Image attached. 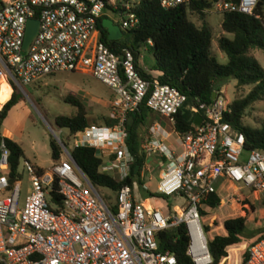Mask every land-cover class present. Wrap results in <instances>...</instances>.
<instances>
[{"label": "built area", "instance_id": "built-area-1", "mask_svg": "<svg viewBox=\"0 0 264 264\" xmlns=\"http://www.w3.org/2000/svg\"><path fill=\"white\" fill-rule=\"evenodd\" d=\"M188 0H158L164 8ZM257 0H218L216 11L252 13ZM128 0H0V84L21 89L42 75L58 71L88 72L114 91L110 101L112 124L91 123L70 133L72 146L92 147L100 157L99 169L117 180L133 171L135 156L126 144L127 115L145 101L154 112L169 117L184 106L186 95L177 87L144 77L131 49L114 53L100 38L97 21L105 10L122 16L120 28L138 22ZM28 18L38 20L26 50L22 49ZM109 18V17H108ZM114 22V21H113ZM152 44L151 39H147ZM219 89L211 102L197 101L190 127L173 130L178 146L166 141L159 124L148 127L139 151L144 161L138 178L148 170L145 157L167 160L154 193L181 195V214L136 200L132 184L117 190L118 208L111 210L82 170L72 162L70 149L59 138L60 158L49 169L38 170L27 159L30 192L19 204L20 177L10 182L6 173L9 150L0 135V262L2 264H177L174 253L159 246L160 229L184 223L188 241L185 253L194 264H211L207 240L199 222V208L222 177L234 186L241 182L264 190V151L251 148L241 159L244 134L224 120L229 101ZM6 98V99H7ZM1 108V105H0ZM201 115L199 124L193 122ZM1 125V119H0ZM135 172V173H136ZM134 173V174H135ZM54 181L62 197L60 206L49 201ZM142 189L148 190L143 182ZM152 198L155 195L151 196ZM239 194L234 200L238 201ZM229 251V250H228ZM243 264H264V237L248 246ZM228 255V254H227ZM240 264V263H239Z\"/></svg>", "mask_w": 264, "mask_h": 264}, {"label": "trees", "instance_id": "trees-1", "mask_svg": "<svg viewBox=\"0 0 264 264\" xmlns=\"http://www.w3.org/2000/svg\"><path fill=\"white\" fill-rule=\"evenodd\" d=\"M217 1L188 0L186 3L170 8L160 6L158 0L135 1L130 10L137 15L138 22L132 29H126L132 33L133 41L119 38L108 39L107 31L101 24L103 17L98 19L97 27L101 40L114 53L121 54L125 47L131 49L136 66L141 47L148 44L147 39H151L152 44H149L148 49L153 59L152 69L158 72L156 78L161 83L177 87L186 95L184 106L172 115L174 130L178 133H183L190 127L192 112L188 106L196 104L197 101L211 102L212 93L217 94L225 80L234 79L237 88L251 85L244 95L229 102V111L224 113V120L243 132L245 149L256 148L264 151V120L258 126L243 124L241 121L245 109L252 102L264 99V69L250 53V49L258 48L264 54V0H257L250 14L240 11L220 12L221 32L216 37V45L226 55L224 63L219 62L212 53L213 32L205 19L206 12L213 8ZM190 15H195L200 20V25H196L190 19ZM139 71L146 78L153 77L145 71L140 69ZM20 99V91L13 85L9 98L1 105V121ZM64 100L73 104L75 111L71 114L56 115L54 121L58 127L66 128L69 133H72L86 125L96 123L89 117L84 104L78 98L66 95ZM149 111L151 110L143 101L137 109L127 115L132 116V122L130 128L127 129L125 141L135 156L134 164L140 166L144 161V155L139 151L141 142L139 128L144 124ZM114 122L115 119L108 114L102 117L100 123L112 124ZM4 141L9 150V165L6 173L12 182L21 177L17 165L19 158L23 155V150L15 140L9 137H4ZM49 146L52 161H58L61 152L59 144L51 138ZM70 154L96 190L99 186H106L117 192L123 183L132 184V181L138 177V172L134 174L131 171L125 179L117 180L111 174L100 171L101 159L92 147L73 146L70 148ZM38 170L43 169L38 168ZM235 191H237L236 188ZM154 194L147 190V196ZM48 198L50 202L58 206L62 203L56 181L49 191ZM222 203L223 198L219 190H215L204 201V204L211 208L220 207ZM117 208L118 203L110 209L113 211ZM236 208V214L222 219V232L216 233L207 241L212 259L211 264H220L221 259L227 256L228 248L242 242L246 218L254 210V206L246 195L241 193L239 200L236 201ZM200 212L203 211L200 210ZM213 224L216 225L217 220H213ZM156 237L160 248H168L174 253L177 264H194L185 253L188 234L184 223L160 229ZM262 237H264V223L262 227L256 229V236L250 239L241 251L240 264H243L247 257L248 246Z\"/></svg>", "mask_w": 264, "mask_h": 264}, {"label": "rangeland", "instance_id": "rangeland-1", "mask_svg": "<svg viewBox=\"0 0 264 264\" xmlns=\"http://www.w3.org/2000/svg\"><path fill=\"white\" fill-rule=\"evenodd\" d=\"M138 0H128L134 3ZM105 15L112 19L115 23H120L121 14L105 10ZM190 19L200 25V20L195 15H190ZM205 19L211 26L213 32L212 53L215 54L219 62L226 61V55L220 51L216 45V37L220 34L221 13L211 8L206 12ZM121 40L133 41V35L126 29L122 30ZM142 49L145 50L146 57L144 60H151L152 56L144 44ZM250 53L255 57L260 66L264 69V54L258 48L250 49ZM251 85L242 87L235 86L234 79H227L220 86L222 96L229 102L234 98L244 95ZM3 90V88H2ZM20 91V100L9 111L7 116L1 121L0 135L15 140L22 148L23 155L19 158L17 170L21 173L19 204L22 205L26 195L30 192V175L23 168L24 159L29 160L34 167L49 169L53 161L50 155V139L56 140L58 136L70 149L72 146V137L66 128H60L55 124L54 118L59 114H71L75 111V106L64 100L66 95H72L78 98L85 106V109L96 123L102 122V117L110 113L109 103L114 97V91L106 84L95 78L88 72L79 71H58L45 74L39 78L22 84ZM7 100V99H6ZM0 102V104H3ZM264 120V99L252 102L244 112L241 119L243 124L258 126ZM157 121L165 129H169L171 122L169 117L154 111H149L144 119V124L140 125V144L144 143L146 131L148 127ZM168 141H174V145L178 146L177 141L172 134ZM58 143V142H57ZM140 148V146H139ZM248 150L242 151L241 159L245 160ZM160 157H145L147 171L145 176L138 180L134 179L133 194L136 200L148 198L151 203L162 208L163 212H169L171 215L181 214L180 207L185 203V198L181 195H164L155 193V197L147 196V191L142 189L144 182L149 191L154 192L157 181L165 169L167 160L161 164ZM216 190L222 194L223 203L220 207L211 208L206 204H202L199 208V222L202 232L206 240H210L216 233L222 232L221 221L224 217L234 215L237 212L236 194H246L247 199L253 204L254 210L247 216L246 227L244 229L242 242L238 245H232L228 248V255L223 257L220 264H239L241 251L237 250L241 244H245L248 240L256 236V229L263 226L264 223V195L263 190L255 191L241 182L230 186V183L224 178L219 177L214 181ZM236 188L237 191L234 192ZM99 194L102 196L106 204L112 208L117 203V192L106 186L97 187ZM147 200V201H149ZM147 204V203H146ZM115 210V209H114ZM213 220H217V224H213ZM243 250V249H242Z\"/></svg>", "mask_w": 264, "mask_h": 264}, {"label": "water", "instance_id": "water-1", "mask_svg": "<svg viewBox=\"0 0 264 264\" xmlns=\"http://www.w3.org/2000/svg\"><path fill=\"white\" fill-rule=\"evenodd\" d=\"M101 24L107 31L108 39H118L122 36V29L117 23L113 22L112 19L108 17H104L102 18ZM37 25H38V20L36 18L27 19L25 35H24V40H23V45H22L23 50H26L32 36L34 35L37 29ZM214 96H215V92L212 93V99L214 98ZM200 120H201V115L199 113H195L193 116V122L195 124H199ZM131 122H132V116L129 115L127 117V129L130 128ZM55 137H56L57 142L59 143L60 142L59 138L56 135ZM72 162L76 167H78L73 157H72ZM137 168H138V164H135L133 167V173L137 171Z\"/></svg>", "mask_w": 264, "mask_h": 264}, {"label": "crops", "instance_id": "crops-1", "mask_svg": "<svg viewBox=\"0 0 264 264\" xmlns=\"http://www.w3.org/2000/svg\"><path fill=\"white\" fill-rule=\"evenodd\" d=\"M147 45V48H148V46H149V44H146ZM145 50L146 49H140V53H139V56H138V58H137V68L138 69H140V70H142V71H145V72H147V73H149L150 75H152L153 77H156L157 75H158V72L157 71H155V70H153L152 69V64H153V59L151 58V60H144L145 59V57H146V54H145ZM152 56V55H151ZM8 99V98H7ZM6 100V99H5ZM17 104V103H16ZM15 104V105H16ZM0 105H2V104H0ZM15 105H13L12 107H11V109L15 106ZM10 109V110H11ZM9 110V111H10ZM9 113V112H8ZM154 123H157V124H159L157 121H153V123L152 124H154ZM151 124V125H152ZM150 125V126H151ZM160 125V124H159ZM169 129L167 130V129H165L164 127H162L161 125H160V127L161 128H163L166 132H169V135L168 136H166V141L171 145V146H175L176 147V145H174V141H173V139L172 140H170V141H168V139L167 138H170V136L173 134L174 135V133H172V131L174 130V126H173V124L170 122L169 124ZM149 126V127H150ZM150 157H155V156H150ZM235 187V186H234ZM263 192H264V190H263ZM246 195V194H245ZM263 195H264V193H263ZM246 196H248V195H246ZM143 200H149L148 198H146V199H143ZM147 203H150V204H153V203H151V201L149 200V201H146ZM257 209H255L254 210V212L256 211ZM257 212H258V210H257ZM247 219V218H246ZM249 241V240H248ZM247 241V242H248ZM246 242V243H247ZM246 243L245 244H241L240 246H239V248L237 249V250H239V251H242V249H244V247L246 246Z\"/></svg>", "mask_w": 264, "mask_h": 264}, {"label": "bare ground", "instance_id": "bare-ground-1", "mask_svg": "<svg viewBox=\"0 0 264 264\" xmlns=\"http://www.w3.org/2000/svg\"><path fill=\"white\" fill-rule=\"evenodd\" d=\"M8 90H9V87L7 83L2 81L0 84V102H3L8 97Z\"/></svg>", "mask_w": 264, "mask_h": 264}]
</instances>
